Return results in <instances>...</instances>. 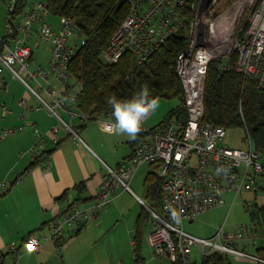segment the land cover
I'll return each mask as SVG.
<instances>
[{
  "label": "built area",
  "instance_id": "1",
  "mask_svg": "<svg viewBox=\"0 0 264 264\" xmlns=\"http://www.w3.org/2000/svg\"><path fill=\"white\" fill-rule=\"evenodd\" d=\"M6 2V33L0 34V84L5 80V71H9L38 99L36 108H47L56 116L59 123L51 128V133L65 128L78 136L73 119L90 120L76 109L79 90L70 73L71 60L86 42L80 25L66 17L54 28L47 18L51 13L48 3H34L20 23L14 17L19 0ZM126 3L127 15L103 53L105 61L115 64L126 53H132L136 63L143 64L168 39L184 36L186 46L177 56L176 70L188 116L182 119L174 114L160 127L148 129L145 122L149 114L138 133L140 140L132 157L116 169L108 168L93 205L94 212L109 203L117 188L132 192L130 182L137 170L147 165L160 181L159 205L151 206L143 198L138 199L151 216L153 228L148 240L155 257L168 259L172 264H186L192 247L198 245L204 255L219 252L264 263V259L248 254L246 246L242 249L235 246L238 240L256 242L264 238V224L259 219L237 224L230 231L221 226L209 238L197 237L184 229V221H194L202 212L225 205L224 193L233 192L234 202L242 189H256L260 186L258 177L264 178V155L254 149L251 137L247 138L248 148H231L222 143L227 132L223 126L203 121L205 83L212 61L220 60L221 68L230 69L235 55V68L254 78L264 89V0H126ZM36 22L40 24V39L51 45V57L47 67L32 70L33 49L26 43L12 46L8 39L15 30L23 31L25 39ZM49 80L56 81L62 89L45 88L43 82ZM42 92L47 93L49 100ZM20 104L27 105L26 100L21 99ZM0 108L10 111L4 104ZM112 120H103L102 124L107 128ZM16 130L4 129L2 136ZM37 137L31 151L41 146L39 133ZM6 187V182L0 181V191ZM68 209L53 221L51 233L44 240L63 242L66 230L74 235L87 221L85 209L77 204ZM173 209L178 212L176 217L172 216ZM41 243L39 236L29 235L25 246L35 251ZM9 252L15 255V261L22 253L15 244L9 246ZM135 264H142L140 256H136Z\"/></svg>",
  "mask_w": 264,
  "mask_h": 264
},
{
  "label": "crops",
  "instance_id": "2",
  "mask_svg": "<svg viewBox=\"0 0 264 264\" xmlns=\"http://www.w3.org/2000/svg\"><path fill=\"white\" fill-rule=\"evenodd\" d=\"M0 1L7 5L6 0ZM28 3V0H19L16 6L14 17L20 23L31 6ZM49 16L48 22L51 23ZM6 21L7 18L0 33L2 36L6 33ZM53 23L52 26L58 28L61 17L56 27ZM39 27V22L34 23L25 39L23 31L15 30L8 40L12 46L26 43L33 49L29 43L31 39L43 42L38 34ZM32 60L31 64H34L33 55ZM38 66L43 67L42 64ZM4 79L0 84V104L6 105L10 111L4 112L0 108V181H5L7 185L0 191V264H124L131 251L136 260L133 236L137 218L146 209L144 206L140 208L139 194L117 188L113 198L101 211L95 213L93 205L108 168L116 169L122 161L131 158L138 136L130 139L127 135L110 134L102 121L112 120L111 114L99 115L106 117L100 121L101 132L96 135L86 124L78 125V128H87L84 132L88 140L72 135L65 128L53 134L50 131L58 124L56 116L47 108H36L38 99L9 71H5ZM43 83L45 88L56 86L62 89L53 80ZM42 93L49 100L47 93ZM21 99H25L27 105L20 104ZM76 109L79 108L76 106ZM8 128L17 130L2 136V131ZM37 133L42 138L41 146L31 151L37 141ZM103 137L109 140L106 144L112 141L116 149L123 147L122 154H109ZM104 168L107 170L104 171ZM130 202L133 203L131 206L124 205ZM73 204L86 210L87 221L74 235L66 230L63 242L44 240L51 233L53 221ZM219 207L202 213L212 212ZM115 212L119 214L113 216ZM121 218L126 219L125 228L116 231ZM213 224L218 225L217 222ZM29 235L40 237L42 243L39 249H26L25 242ZM107 243L113 245V252L105 250L104 244ZM11 244L22 251L17 261L14 260L15 255L9 252ZM253 244H258V240ZM244 246L247 247L246 244ZM140 260L144 264V253L140 255Z\"/></svg>",
  "mask_w": 264,
  "mask_h": 264
},
{
  "label": "trees",
  "instance_id": "3",
  "mask_svg": "<svg viewBox=\"0 0 264 264\" xmlns=\"http://www.w3.org/2000/svg\"><path fill=\"white\" fill-rule=\"evenodd\" d=\"M118 1L49 0L48 2L51 14L61 18H73L80 25L85 36V44L70 63L72 83L79 90L78 111L88 115L90 120L99 115L111 114V108L107 104L109 96L130 98L142 87L147 86L151 96L156 99L168 98L179 101L180 105L172 109L167 118L175 114L186 119L188 115L184 90L176 70L177 56L186 46L184 36L168 39L143 64H137L132 53H126L115 64L105 61L103 53L109 48L113 33L128 12V3L119 9L116 8ZM220 62L214 60L208 66L203 121L223 126L226 131L242 128L245 138L251 137L254 149L264 155V89L254 78L244 75L235 68V55L232 57L233 66L230 69L221 68ZM163 123L152 129L160 127ZM137 136L136 145L140 140V135ZM144 184L147 189V203L157 207L159 179L152 172H148ZM246 207L251 209L248 204ZM252 210L253 216H257L259 222L264 224V206L256 205ZM150 218L147 209H144L137 218L133 236L137 256L141 255L143 229ZM256 256L264 259V244L257 248ZM202 264H232V262L229 255L214 252L205 254Z\"/></svg>",
  "mask_w": 264,
  "mask_h": 264
},
{
  "label": "rangeland",
  "instance_id": "4",
  "mask_svg": "<svg viewBox=\"0 0 264 264\" xmlns=\"http://www.w3.org/2000/svg\"><path fill=\"white\" fill-rule=\"evenodd\" d=\"M31 6L28 9V11L32 8L34 3H48L49 0H28ZM8 16L7 12V5L4 6V4L0 1V33L3 31V24L5 25V19ZM49 20L53 23V25L56 27L59 23V16L56 15H50ZM31 46L33 47L34 54L33 58L35 59V63L31 64L30 68L32 70H35L36 67L39 64H42L43 67H47V63L51 57L50 52V45L46 44L44 42L39 41V39H31L29 41ZM37 44L39 45V49L36 50ZM33 85H35L34 82H32ZM159 101V108L156 110L155 113H151V115L148 117V119L145 122L146 128H151L156 125H160L165 121V119L168 116V113L175 109L180 105L179 101L177 99H168V98H157ZM63 117L66 120H69V117L65 114H63ZM106 116H98L95 119L88 120L86 122H81L79 117H76L73 119V124L75 127H78V125L86 124L87 128L91 127V133L96 135L100 131V121L105 119ZM59 123V122H58ZM87 128L79 127L77 128V134L80 136L82 140H88V138L85 135V130ZM103 135V133H102ZM104 143L106 144L107 141H109L107 138L103 137ZM223 144L231 147V148H240V149H246L249 147V142L247 141V138H245V132L242 128H232L227 129L226 136L224 140L222 141ZM115 145L112 141L109 144H106V147L109 151V154L111 155H120L122 154L123 147H119L118 149L115 148ZM115 168V166H114ZM104 171L107 170V168L103 169ZM150 172V169L147 166L140 167L135 176L133 177L132 181L130 182L131 189L139 194L141 198L146 200V193L145 191L146 186L144 184L145 175ZM258 182L260 183V186H256V189L252 190H246L242 189L241 193L238 194L236 199L233 201L235 194L232 193H224V197L227 200V203L223 206H220L216 210L212 212H206L201 213L198 215L197 219L189 223L188 221H184V229L200 238H209L212 237L217 230L223 226V229L225 231L232 230L237 224L240 223H251L253 220L258 221L257 216H253V208H255L256 205L258 206H264V178L258 177ZM130 196L133 197V195L129 192H127ZM125 200H128L127 198ZM147 201V200H146ZM133 203H127L124 204L126 206H131ZM149 204V203H148ZM246 204H248L251 209H248L246 207ZM143 204H140V208L142 209ZM131 212V211H129ZM128 212V213H129ZM101 213V212H100ZM116 214H119L117 212L114 213L113 216H116ZM127 218V215H126ZM122 219V218H121ZM120 219V222L117 224V230H122L125 228V221L126 219ZM213 222H217L218 225L215 226ZM153 228V223L150 218V221L145 225L143 229L144 234V243L142 245L141 254H145V262L144 264H172L168 259H161L159 257H155L153 252L154 249L152 245L150 244V241L148 240V234ZM239 246H238V245ZM237 244L235 246L239 247L240 249L243 248V244H246L247 247L244 248V250L251 255H257V248L261 247L264 244V238H258V244H253L250 240H238ZM105 250L107 252H113L114 247L112 244L107 243L104 244ZM135 249V247H134ZM145 249V250H144ZM204 253L201 251L200 247L198 245H194L192 247V253L190 258L188 259L186 264H202ZM229 258L232 262V264H261L257 260L251 259V258H241L236 257L235 255H229ZM135 254L132 251L129 253V258L125 260L124 264H135Z\"/></svg>",
  "mask_w": 264,
  "mask_h": 264
},
{
  "label": "clouds",
  "instance_id": "5",
  "mask_svg": "<svg viewBox=\"0 0 264 264\" xmlns=\"http://www.w3.org/2000/svg\"><path fill=\"white\" fill-rule=\"evenodd\" d=\"M107 104L111 108L112 122L107 125V130L112 135H127L135 139L142 130L145 119L150 113H155L159 108L158 99L151 96L147 86L142 87L139 92L130 98H118L109 96ZM178 212L173 209L172 216L176 217Z\"/></svg>",
  "mask_w": 264,
  "mask_h": 264
},
{
  "label": "water",
  "instance_id": "6",
  "mask_svg": "<svg viewBox=\"0 0 264 264\" xmlns=\"http://www.w3.org/2000/svg\"><path fill=\"white\" fill-rule=\"evenodd\" d=\"M125 3H126V0H119L116 8L117 9L121 8ZM189 222H192V221H189Z\"/></svg>",
  "mask_w": 264,
  "mask_h": 264
}]
</instances>
